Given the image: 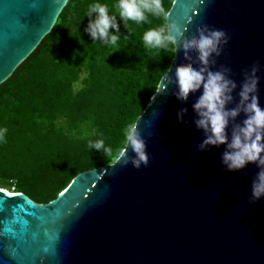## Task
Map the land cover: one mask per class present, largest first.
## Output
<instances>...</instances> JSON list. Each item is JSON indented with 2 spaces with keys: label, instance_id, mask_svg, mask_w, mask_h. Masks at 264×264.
<instances>
[{
  "label": "water",
  "instance_id": "95a60500",
  "mask_svg": "<svg viewBox=\"0 0 264 264\" xmlns=\"http://www.w3.org/2000/svg\"><path fill=\"white\" fill-rule=\"evenodd\" d=\"M64 5L0 0V83L50 31ZM168 12L166 23L174 22L185 38L202 24L228 34L214 67H229L238 86L241 71L258 60L264 107V0H173ZM176 49L136 119L147 166L113 160L81 171L45 203L3 189L0 264H264V197L249 202L258 169L248 164L226 171L223 145L197 150L203 136L192 124L195 96L180 104L174 88H165L185 63L180 39ZM182 107L186 123L177 121Z\"/></svg>",
  "mask_w": 264,
  "mask_h": 264
},
{
  "label": "trees",
  "instance_id": "16d2710c",
  "mask_svg": "<svg viewBox=\"0 0 264 264\" xmlns=\"http://www.w3.org/2000/svg\"><path fill=\"white\" fill-rule=\"evenodd\" d=\"M93 2L68 0L50 31L0 83V127L8 129L0 141V188L13 186L36 203L55 198L77 173L113 161L90 150L89 141L103 138L115 153L174 56L142 46L144 31L166 23L158 18L129 22L130 34L118 19L119 51L93 42L84 32ZM100 2L115 11L116 0ZM172 2L163 0L167 10Z\"/></svg>",
  "mask_w": 264,
  "mask_h": 264
},
{
  "label": "clouds",
  "instance_id": "9594fccd",
  "mask_svg": "<svg viewBox=\"0 0 264 264\" xmlns=\"http://www.w3.org/2000/svg\"><path fill=\"white\" fill-rule=\"evenodd\" d=\"M112 7L115 11L110 13L107 3L100 0L90 3L85 12L90 19L84 32L93 42L98 40L103 45L112 46L114 51L121 50L118 19L130 34L129 22L142 25L150 22L149 17L164 21L169 16L163 0H116ZM79 23L76 30L80 34ZM177 39H180V51L185 63L176 66L173 75L165 81V88H174L172 95L180 104H185L190 94L195 96L191 104L194 113L192 124L203 136L197 145L198 151L223 145L220 163L228 172L240 171L248 164L256 166L258 171L250 184L249 202L253 203L264 197V107L259 103L261 77L257 74L262 66L257 60L242 70V80L238 86L230 76L229 67L223 64L214 67L216 57L221 55L229 36L223 29L207 24L197 29L195 37L185 38L174 22L161 23L143 32L142 46L148 51L176 53ZM198 91L199 95H196ZM187 111L186 107L180 109L178 122H187L184 120ZM241 114L243 119L238 120ZM7 131L6 127H0V141ZM88 147L121 161L123 165L130 163L134 168H140L148 164L145 139L137 127V121L128 123L124 128L121 146L115 153L111 146H106L103 138L89 141Z\"/></svg>",
  "mask_w": 264,
  "mask_h": 264
},
{
  "label": "snow or ice",
  "instance_id": "6c2138e0",
  "mask_svg": "<svg viewBox=\"0 0 264 264\" xmlns=\"http://www.w3.org/2000/svg\"><path fill=\"white\" fill-rule=\"evenodd\" d=\"M2 192H3V189H0V193H2ZM5 195H13V194L12 193H5ZM15 195H19V194L17 193ZM0 211H2V210H0Z\"/></svg>",
  "mask_w": 264,
  "mask_h": 264
},
{
  "label": "built area",
  "instance_id": "2783aa9c",
  "mask_svg": "<svg viewBox=\"0 0 264 264\" xmlns=\"http://www.w3.org/2000/svg\"><path fill=\"white\" fill-rule=\"evenodd\" d=\"M13 186L11 187V189L8 191V190H5V191H7V192H13Z\"/></svg>",
  "mask_w": 264,
  "mask_h": 264
}]
</instances>
